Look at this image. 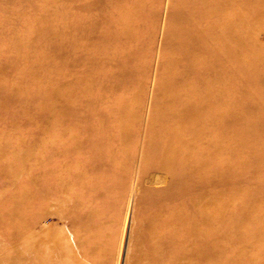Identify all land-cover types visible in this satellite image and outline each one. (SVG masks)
<instances>
[{
	"label": "bare ground",
	"instance_id": "bare-ground-1",
	"mask_svg": "<svg viewBox=\"0 0 264 264\" xmlns=\"http://www.w3.org/2000/svg\"><path fill=\"white\" fill-rule=\"evenodd\" d=\"M14 1L7 0L4 3H7L9 8L15 6L21 9L19 2L21 0ZM131 1L86 0V3L82 5L74 1V6L66 14L71 19L67 22L70 30L66 34L54 30L46 39L49 47L56 49L47 58V61L53 63L52 66L43 71L39 67L34 69L31 66L32 62L28 65L24 64L28 70L21 68L22 71H19L16 67L19 63H14V58L9 61L1 59L0 64L4 63L0 65V69L12 67L14 72L10 75L19 74V76L9 84L5 82L8 77L0 79L2 95L0 112L7 110L8 101L25 102L26 99L30 100L29 94H34V97H39L36 105L42 106L45 95L47 97L62 91L61 95L57 94L62 97L57 102L64 115L69 111L74 113L70 123L77 132L88 130L86 146H90L89 151L95 153L94 162L100 163L104 160L106 163L109 158L121 157L118 163L121 165L124 153L123 147L121 148L119 144H123L125 139L130 137L135 127L132 120V115H135V102L128 94L140 89V82L137 81L144 76L146 70L145 66L136 64L135 61L139 60V55L133 54L125 42L137 41L135 36L142 32V26L151 15L147 12L143 14L145 3L140 4L138 1L128 10L120 7L122 2L131 3ZM192 2H196V6L191 4L189 9L193 21L182 31L180 30L185 41L178 42L176 46L171 44L175 52L173 61L181 69L190 62L183 53L192 54L194 49L190 48L193 43L197 45L205 32L197 27V23L200 22L198 19L201 16L207 17V10H212L209 4H215L216 7L214 6L213 9H217L218 13L227 10L236 11L235 7H232L233 2L228 3L225 0H192ZM38 8L41 18L52 13L50 6L43 5ZM31 10L28 9V13ZM263 11H255L250 18L249 24H255V27L251 26L252 29H247L246 23L244 34L237 36L239 47L245 46L247 41L252 40L263 47L264 41L256 38L257 30L264 29ZM133 13L139 14V18L143 19L139 21L138 26L131 23L135 16ZM30 14L36 15L34 11ZM57 15L59 14L55 12L51 16ZM231 17L227 21L226 19L222 21L223 25L214 26L217 35L215 34L212 38L216 41L237 39L235 33L230 32L229 27L235 23V19ZM2 22L3 19L0 20V28L3 26ZM27 30L25 32L32 35V32L38 29ZM16 31L19 34L21 32L18 28ZM19 38L22 39V36ZM17 39L18 35L12 33L6 40L16 42ZM123 39L127 41L121 44ZM65 41L68 43L64 44ZM140 42L143 41L140 39ZM22 44L24 46L26 43L20 42L19 46L21 47ZM66 45L68 48H65ZM167 46L171 49L168 44ZM207 50L204 47L203 51L198 52L207 60L195 69L196 76L199 77L200 82L202 80V83L194 79L192 88L187 89L186 92L182 90L181 94L177 93L175 96L164 98L168 92H165L167 78L165 81L160 79L163 87L158 96L162 109L157 113L158 117L154 116L152 119L155 123L153 126H158V131L153 133L145 146L146 159L141 167V175L149 173L148 180L151 182L162 180L167 173L170 174L171 179L162 187L147 186L148 188L143 191L144 194L152 195L149 202L155 206L156 220L154 227L149 229L145 238L141 237L134 241L137 247L143 245L146 247L139 259V264H207L206 261L210 257L214 259L221 253L218 250H204L203 245L224 243L232 241L233 238L234 241H239L242 236H244L243 241L264 238V201L259 205L251 201L255 193L261 194L262 200L264 199V74L261 71L262 66L259 65L261 73L257 74V62L250 64L254 62L250 60L248 65L239 66V69L232 68L236 71L226 75L225 67L216 66L218 57L213 50L206 56L205 53L203 55V52ZM105 51L112 54L109 59L104 58ZM0 55L1 57L11 56L10 52L5 50H2ZM240 57L241 55L238 54V60ZM20 60L21 63L29 61L28 59ZM94 65H99L101 71L90 74L89 77L87 75L86 78L85 72L77 76L78 71H85L84 68H91ZM72 67L76 69L74 73L71 72ZM187 68H191L190 65ZM29 74H37L44 78L51 75L53 79L57 75V79L53 81L55 88L43 90L26 86L21 90L26 82L22 81L27 79ZM241 75L245 77L246 82L236 83ZM60 76L64 85L70 87L73 83L75 86H71L68 90L64 89V85L60 83ZM83 80L86 82L83 83ZM190 93L192 98L183 100L182 95H190ZM162 99L166 100L163 102ZM171 102L173 107L169 109ZM165 108L168 109L165 110ZM128 132L127 137L125 134ZM114 139L118 142L119 149L110 145ZM107 150L108 154H106L109 158L101 155ZM253 179L256 182L249 185ZM256 183L263 188L260 190L255 186ZM55 194V198L51 201V209L63 217L67 216L68 211L64 210L67 208L60 199L61 194L58 191ZM10 218L15 216L10 214ZM27 220L28 223L32 221L30 218ZM240 223L248 224L250 228L248 230L243 228L239 232ZM28 227L31 226L26 225V229ZM1 246L4 245L0 240ZM11 250V253H6L4 262L0 259V264H72L75 261L70 256L74 257L82 252L80 249H72L63 241L54 239L48 231H44L42 236L28 232L24 245L15 244ZM68 257L71 259L67 260Z\"/></svg>",
	"mask_w": 264,
	"mask_h": 264
},
{
	"label": "rangeland",
	"instance_id": "rangeland-1",
	"mask_svg": "<svg viewBox=\"0 0 264 264\" xmlns=\"http://www.w3.org/2000/svg\"><path fill=\"white\" fill-rule=\"evenodd\" d=\"M6 1L0 0V18L3 19V26L0 28V52L9 51L11 56L1 57L0 55V60L8 59L9 61L14 58V63H19L16 66L19 71L23 68L28 70V67L24 66L31 62L34 69L39 67L42 71L52 66L53 63L47 61V58L56 48L49 47L46 39L54 30L66 34L70 30L67 22L71 21L66 14L74 6V1L78 5L86 3V0H21L19 1L20 9L15 6L9 8L7 3H4ZM136 1L140 4L145 3L143 14L147 12L151 15L142 26V32L135 36L137 41L130 40V43L123 39L121 44L127 41L125 45L129 47V50L139 55V60L135 61L136 64L145 66L146 70L144 76L137 81L140 82V89L128 94L135 102V115H132L135 127L130 137H128L129 132L126 133L128 138L123 144H119L121 148L123 147L125 156L121 165L118 164L121 157L109 158L108 150L101 153L109 158L106 163L104 160L100 162L101 164L94 162L95 153L89 151L90 146H86L88 130L77 132L70 123L74 113L69 111L64 115L57 102L62 99L61 96H57V94L61 95L62 91L47 97L45 95L42 106L36 105L39 97H34V94H29L30 100L26 99L25 102L8 101L7 110L0 112V240L4 245L0 247L1 261L6 260V253H11L15 244L24 245L28 232L42 236L44 231H48L54 239L63 241L72 249L82 250L80 254L70 256L75 261L72 264H139V259L146 247L144 245L137 247L134 241L141 237L145 238L149 229L154 227L156 220L155 206L149 202L152 195L144 194L143 191L148 188L147 186L162 187L171 179L170 174L167 173L162 180L151 182L148 180L149 173L141 175V167L146 159L145 146L153 133L158 131V126H153L155 123L152 119L154 116L158 117L157 113L162 109L158 96L163 87L160 79L165 81L167 78L165 92H168L164 98L175 96L177 93L181 94L180 91L186 92L187 89L192 88V80L196 79L195 81L200 82L195 69L207 60L198 53L203 51L204 47L208 50L203 52V55L205 53L206 56L213 50L218 57L216 66L225 67L226 75L236 71L232 68L244 67L250 63V60L254 61L250 64L257 62L256 73L262 71L264 74V45L260 47L252 40L247 41L245 46L239 47V37L237 38L239 34H244L246 23L247 29H252L251 26L255 27V24L250 25L249 21L255 11L264 10V0H225L228 3L233 2L232 7L234 6L237 12L227 10L222 11V15L217 9H213L215 4H209L212 10H207V17L201 16L198 19L201 23H197V27L205 31L203 32L205 37H200L196 46L193 43L190 48L194 49L192 54L183 53L190 62L182 69L173 61L175 52L172 46L185 41L180 30L182 31L185 26L192 23L189 9L191 4L195 7L196 2L193 3L192 0H132L131 3L122 2L120 7L124 10L131 9ZM11 2L15 1L11 0ZM43 5L51 7V15L55 12L59 15H44L41 18L38 7ZM55 7L57 8L54 11ZM28 9H32L31 12L34 11L36 15L28 13ZM133 15L135 16L131 23L138 26L139 21L143 19L139 18V14L133 13ZM231 16L235 19V23L229 27L230 32H234L237 39L224 41L222 38L223 41H216L212 38L217 32L214 26L223 25L222 21L225 19L227 21L228 18H232ZM67 18H69L68 21ZM16 28L20 29V34ZM35 28L38 30L32 32V35L25 32L28 31L27 29ZM12 33L18 35L16 42L6 40ZM19 36H22L23 40ZM28 38H30L29 41H25ZM65 38L68 39V37ZM256 38L264 41V29L257 30ZM20 42L26 44L23 46V43L20 47ZM66 43L68 42L65 41L64 44ZM65 48H68L67 45ZM103 54L105 59L112 56L108 51ZM238 54L241 55L239 60ZM20 59L29 61L21 63ZM128 62L131 64L129 60ZM189 65L191 68H187ZM259 65L262 66L261 71ZM11 68L0 69V79L8 77L5 81L7 84L13 83L19 76V74L10 75L14 72ZM71 70L74 73L76 69L72 67ZM84 70L78 71L77 76L85 72L86 78L87 75L89 77L90 74L100 72L101 68L99 65H94ZM36 75L29 74V77L22 81L26 82L22 83L21 90L26 86L43 90L55 88L53 81L57 79V75L54 79L51 75L45 78ZM61 77L60 83L64 85ZM245 80V77L241 75L236 83L241 84L246 82ZM84 82L86 80H83ZM71 86L75 85L71 83ZM70 87L63 86L66 90ZM3 89L6 90L5 87ZM191 94H183V100L192 98ZM164 100L162 99L163 102ZM171 104L172 102L169 103V109L173 107ZM111 142L109 143L113 148L119 149L115 139ZM118 182L123 184L120 186ZM255 182L253 179L249 185ZM255 186L260 190L263 188L259 183ZM56 191L61 194L60 199L65 203L67 209L64 210L68 211L67 216L63 217L51 209V201L55 198ZM253 195L251 200L253 203L258 205L263 203L261 194ZM10 214H13L15 218L11 219ZM28 218L32 220L29 223ZM26 225L31 227L26 229ZM238 227L241 228L239 232L243 228L247 230L250 228L244 223H240ZM243 239L244 236L239 241H234L233 238L232 241L224 243L203 245L204 250H218L221 253L214 259L209 256L211 260L206 261L207 264H264V238L246 241ZM66 259L70 260L69 257Z\"/></svg>",
	"mask_w": 264,
	"mask_h": 264
}]
</instances>
